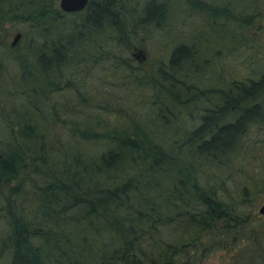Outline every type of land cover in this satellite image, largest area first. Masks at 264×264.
<instances>
[{
  "label": "trees",
  "instance_id": "obj_1",
  "mask_svg": "<svg viewBox=\"0 0 264 264\" xmlns=\"http://www.w3.org/2000/svg\"><path fill=\"white\" fill-rule=\"evenodd\" d=\"M55 1L0 0V25L18 19L29 37L17 57L16 42L0 46V264H205L213 254L264 264V54H250L241 76L216 71L215 85L186 78L247 41L263 0L237 11L183 0L207 29L233 28L218 49L200 47L203 28L190 42L169 37L150 74L126 52L138 31L161 29L167 0H88L71 12ZM7 59L17 61L10 80ZM83 62L107 64L128 90L93 108L55 104L61 80L83 100L73 74Z\"/></svg>",
  "mask_w": 264,
  "mask_h": 264
},
{
  "label": "rangeland",
  "instance_id": "obj_2",
  "mask_svg": "<svg viewBox=\"0 0 264 264\" xmlns=\"http://www.w3.org/2000/svg\"><path fill=\"white\" fill-rule=\"evenodd\" d=\"M224 1L225 0L221 2ZM230 1L232 3L234 2V8L237 11L242 10V7L246 4L247 0ZM58 2L59 0H56L55 4L59 7ZM129 2L131 3V0ZM167 2L169 4L168 14L166 20L160 26L161 29H156V27L151 26L150 32L149 30L148 32L147 30L138 31V34L135 38V41L138 43L135 46L129 47L126 52L127 55H131V59L135 64H139L142 70L149 74L152 67L160 59H166L169 49L167 44L170 41L167 43L165 41L168 40L169 37H178L179 40L184 38L186 41L188 40V42H190V35L193 34L197 29L209 28V26L206 24L208 19L204 12L186 5L183 0H167ZM257 11H260V14L257 17V20H254L253 26L244 28L245 37L243 39L247 40L246 42L237 45L236 50L229 51L228 49L224 48L217 50L218 55L215 56V63L213 58L211 59L210 53L207 52L209 53L207 55L209 58L207 60L209 68L204 67L196 72L194 70L187 71V80H191L196 86L208 87L212 84H216L214 83L216 81V71H220L224 75L232 74L237 76H241L246 74V72H250L249 68L245 66L246 62L248 63L249 61L247 58L250 56V54H252L253 60H258L261 57L262 61L264 54V7L261 9V3L260 6L256 8V12ZM259 24L262 26L261 29L257 28ZM25 28V23L19 21L18 19L13 18L4 20V22L0 25V46L4 44H10L15 33L20 32V36L16 41L17 48L14 49L13 55L17 57V55L23 54V52L26 50L27 41L29 39L28 36L23 34ZM232 28L233 24L230 23V21L223 23V19L217 20V22L214 23V28L212 30H206V38L202 37L199 40L200 47L205 48L208 46L207 48L210 49H218L217 45L215 44L219 43V33L231 32ZM210 42H212V45L214 44V46L211 47ZM215 46L217 48H215ZM117 52L120 53V50ZM121 52L125 54L123 50ZM25 54L27 55L26 57L28 60H30L28 55L30 52ZM95 58H97V56H95ZM16 62L17 61L13 59L6 60L4 75L7 80L12 79L13 74L18 71ZM106 65L107 64L103 66V62L90 64L89 66H85L84 62L73 65L74 79L80 83V95L83 97V100H76L79 97H77L76 93L73 92V87L69 89L64 87L63 80H61L60 83L63 89L60 90V93H56V95H54V99L51 100L56 102L55 104L63 101L64 103H67L68 110L72 107L73 110H75L74 106L78 104V102L81 106L80 109L93 108V106H95L97 103H109L115 97L122 96L123 93L128 90L129 86L118 83L117 78H115V76H113L109 70H106ZM251 136L256 138L255 134H252ZM250 160L253 162L252 159ZM263 198L256 205V211L258 213V208ZM219 262L220 259L216 254L204 259L205 264H219Z\"/></svg>",
  "mask_w": 264,
  "mask_h": 264
},
{
  "label": "water",
  "instance_id": "obj_3",
  "mask_svg": "<svg viewBox=\"0 0 264 264\" xmlns=\"http://www.w3.org/2000/svg\"><path fill=\"white\" fill-rule=\"evenodd\" d=\"M87 3L88 0H59L58 2L59 7L66 12L83 9ZM19 36H20V32H16L11 44H14ZM258 211L264 216V198L258 208Z\"/></svg>",
  "mask_w": 264,
  "mask_h": 264
}]
</instances>
